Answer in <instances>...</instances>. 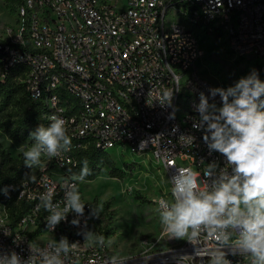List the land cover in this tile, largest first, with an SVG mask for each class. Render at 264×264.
<instances>
[{
    "label": "built area",
    "instance_id": "obj_1",
    "mask_svg": "<svg viewBox=\"0 0 264 264\" xmlns=\"http://www.w3.org/2000/svg\"><path fill=\"white\" fill-rule=\"evenodd\" d=\"M4 32L3 67H27V94L45 106L47 120L56 114L68 121L72 147L59 158L42 157L36 171L0 186V253L15 251L27 259L29 243L49 235L41 246L61 236L78 243L66 264H105L113 256L109 247L89 246L79 234L91 230L102 235L97 218L89 216L91 202H84L79 227L71 224L76 216L69 213L52 232L49 213L37 209L49 186L54 202L63 198L64 179L77 164L72 152L91 143L102 150L128 146L134 153H151L169 185L166 196L155 200L158 207L161 198L172 199L170 179L177 168L201 173L202 190L211 183L203 174L207 165L215 162L217 172L227 168L231 174L226 158L209 150L206 133L193 128L201 93L221 105L197 70L199 36L223 38L227 51L252 62L264 76V0H23L15 25ZM165 89L173 91L171 106L157 100ZM181 134L194 136L193 143L182 144ZM142 141L146 146L141 148ZM12 206L23 208L16 221ZM213 247L215 242L202 235L197 244L183 239L166 249L120 257L125 264H208L203 250ZM227 259L251 264L250 257L240 254Z\"/></svg>",
    "mask_w": 264,
    "mask_h": 264
},
{
    "label": "clouds",
    "instance_id": "obj_2",
    "mask_svg": "<svg viewBox=\"0 0 264 264\" xmlns=\"http://www.w3.org/2000/svg\"><path fill=\"white\" fill-rule=\"evenodd\" d=\"M210 96L218 95L221 106L210 103L209 98L200 94L196 111L199 120L193 128L203 130V139L210 151L222 154L231 167L220 169L213 162L204 169L203 174L211 183L202 190L201 173L191 168H177L170 179L171 201L159 200L160 221L169 238L187 239L197 244L203 235L215 242V247L204 249L203 255L209 257L208 264H232L229 254L251 258V264H264V81L259 79L253 69L241 77L234 86L211 88ZM173 91L165 89L157 98L161 106H171ZM151 105V103H149ZM174 118V112L170 114ZM49 123L38 125L29 136L34 141L30 147L21 146L24 165L28 168L39 166L42 157L59 158L71 151V137L67 134L68 121L62 116L52 114ZM195 137L181 134L182 144L190 146ZM146 142H141V148ZM79 173L70 171L64 179V196L54 202V189L49 186L39 197L37 209L43 208L49 215L46 218L49 232L55 230L68 214H75L71 221L79 227L80 217L84 216L85 203L82 202L79 182L91 174L89 162H82ZM4 195L9 196L5 188ZM99 207H91L90 218H99ZM86 227V226H85ZM5 234H10L4 228ZM89 246L110 247L111 238L91 230L81 233ZM78 243L69 244L66 236L57 242L49 239L46 245L29 243L30 255L23 259L15 251L0 253V264H66L70 254H74ZM227 249V251H225ZM195 255L200 256L197 249ZM124 258L113 255L105 264H125Z\"/></svg>",
    "mask_w": 264,
    "mask_h": 264
},
{
    "label": "rangeland",
    "instance_id": "obj_3",
    "mask_svg": "<svg viewBox=\"0 0 264 264\" xmlns=\"http://www.w3.org/2000/svg\"><path fill=\"white\" fill-rule=\"evenodd\" d=\"M16 19L17 12L8 11L0 0L1 37L5 35L4 28L14 26ZM199 41L202 56L197 62V70L213 88L234 86L255 69L252 62L227 51L223 38L201 35ZM259 79L264 81V76L259 75ZM2 121L0 118V180L13 160L23 155L21 146L30 147L34 142L30 137L26 140L10 138ZM109 154L115 166L126 169V176L123 179L111 177L105 166L94 179L79 182V189L83 202L94 200L102 209L97 222L103 231H109L106 238L114 241L109 247L112 255L153 252L182 242L183 239L169 238L161 224L155 200L166 196L169 185L163 168L152 154L134 153L128 146L110 149ZM49 237L43 236L37 242Z\"/></svg>",
    "mask_w": 264,
    "mask_h": 264
},
{
    "label": "trees",
    "instance_id": "obj_4",
    "mask_svg": "<svg viewBox=\"0 0 264 264\" xmlns=\"http://www.w3.org/2000/svg\"><path fill=\"white\" fill-rule=\"evenodd\" d=\"M4 7L10 11H16L22 4L23 0H1ZM0 43L2 41L0 40ZM1 57V52H0ZM27 67L25 65H16L5 69L0 61V118L2 126L12 139L26 140L29 134L38 125L44 124L47 126L49 121L45 118L46 108L39 101L32 99L26 92L23 83ZM31 138V137H30ZM77 164L70 169L71 172L79 173L81 170L82 162L87 159L91 174L87 176L86 180H92L98 176L105 166L108 168V174L111 177L123 179L126 176V169L118 168L115 166L110 157L109 150H102L94 146L92 143L85 148H77L72 152ZM127 168L130 166L125 165ZM30 171H36L35 167L28 168L24 165L23 155L13 160L12 166L7 168L4 172L0 186H5L11 182H17L28 175ZM92 207H97L94 200L90 203ZM22 206L16 208L12 206V221L22 213ZM95 224H98L96 222ZM109 234L108 230L102 231L105 237Z\"/></svg>",
    "mask_w": 264,
    "mask_h": 264
}]
</instances>
